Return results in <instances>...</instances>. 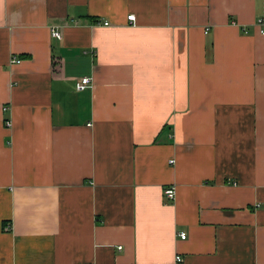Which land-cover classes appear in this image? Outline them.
Segmentation results:
<instances>
[{"label": "crops", "instance_id": "1", "mask_svg": "<svg viewBox=\"0 0 264 264\" xmlns=\"http://www.w3.org/2000/svg\"><path fill=\"white\" fill-rule=\"evenodd\" d=\"M263 30L264 0H0V264H264Z\"/></svg>", "mask_w": 264, "mask_h": 264}, {"label": "built area", "instance_id": "2", "mask_svg": "<svg viewBox=\"0 0 264 264\" xmlns=\"http://www.w3.org/2000/svg\"><path fill=\"white\" fill-rule=\"evenodd\" d=\"M128 20L131 21V22H133V24H135V22H136L135 15H129L128 16ZM51 32H52V36L53 37L58 38V39H61L62 34L58 30V28H53ZM262 34L264 35V30L262 31ZM18 62H20V61L19 60H16L15 58L12 59V63H18ZM92 84H93L92 79H90V78H83V79H81V81L78 82L77 89H78V91H84L87 88L91 87ZM6 111H7V108L4 107V112H6ZM5 124H6V126L11 125V123H10L9 120H6L5 121ZM164 192H165V195H166V197L168 199H170L171 201L175 200L176 194H175V188H174V186H168V187H166V189H165ZM5 228L7 230L9 229L8 226H6ZM180 236H181L182 239H185L186 238V234L185 233H181ZM177 261L178 262H181L182 261V258L181 257H177Z\"/></svg>", "mask_w": 264, "mask_h": 264}]
</instances>
